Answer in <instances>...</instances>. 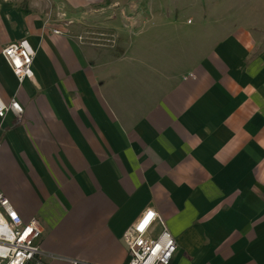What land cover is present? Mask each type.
<instances>
[{
    "label": "crops",
    "instance_id": "obj_1",
    "mask_svg": "<svg viewBox=\"0 0 264 264\" xmlns=\"http://www.w3.org/2000/svg\"><path fill=\"white\" fill-rule=\"evenodd\" d=\"M185 3L194 22L164 0H0V98L23 110L0 120V192L40 223L43 264H127L146 209L170 264H264V0ZM21 39L19 86L1 51Z\"/></svg>",
    "mask_w": 264,
    "mask_h": 264
},
{
    "label": "built area",
    "instance_id": "obj_2",
    "mask_svg": "<svg viewBox=\"0 0 264 264\" xmlns=\"http://www.w3.org/2000/svg\"><path fill=\"white\" fill-rule=\"evenodd\" d=\"M54 35L60 32L52 31ZM1 56L19 86L33 78L35 51L26 39L5 46ZM12 114L21 121L23 110L15 98L5 103L0 98V120ZM159 227L155 238L150 235ZM42 227L37 219L22 221L10 201L0 192V264H43L38 241ZM127 264H170L177 244L164 219L154 210L146 209L124 233ZM71 264H82L72 262Z\"/></svg>",
    "mask_w": 264,
    "mask_h": 264
},
{
    "label": "rangeland",
    "instance_id": "obj_3",
    "mask_svg": "<svg viewBox=\"0 0 264 264\" xmlns=\"http://www.w3.org/2000/svg\"><path fill=\"white\" fill-rule=\"evenodd\" d=\"M163 1V0H162ZM166 1V5H169L170 9H164V12L167 14V17H170L172 19H178V20H182L184 22H186L187 20L190 19V21L194 22V17L192 16L191 13H189L188 11H185L184 8L187 7L184 6L185 2H188L189 0H176L179 4V6L176 8V9H173L174 6H173V0H164ZM203 1V0H202ZM242 0H224V5L227 6L228 8H230V11H233L234 8L241 2ZM248 0H244V2H247ZM255 2H257V0H255ZM182 3H185V4H182ZM182 7V8H180ZM228 14H231V13H228ZM167 28V27H166ZM166 28H159V29H155L157 34H161V33H167L170 29H167L166 31H164ZM74 33H77L78 34V31H75ZM100 34V35H99ZM121 35L119 34V32L116 30V32L114 30H111L110 28H105V27H97V26H91L88 28H86L83 33L81 35L85 36L84 40L86 41H91L92 39H98V41H94L96 44H102L105 48H111V47H115L117 49H115V51L118 50V43H114L115 39L118 38V36H115V35ZM81 39V37L79 38ZM100 39V40H99ZM120 39H124L123 37H119V40ZM85 41V42H86ZM93 41V40H92ZM91 41V42H92ZM120 54V50L118 51ZM79 243V239L77 237L74 238L73 240V248L77 247ZM64 249L66 250H71L67 247H64Z\"/></svg>",
    "mask_w": 264,
    "mask_h": 264
}]
</instances>
